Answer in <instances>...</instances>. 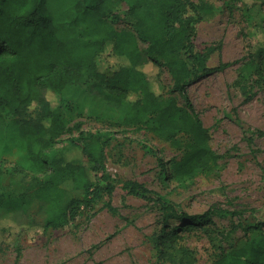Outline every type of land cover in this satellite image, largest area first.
<instances>
[{"label":"trees","instance_id":"1","mask_svg":"<svg viewBox=\"0 0 264 264\" xmlns=\"http://www.w3.org/2000/svg\"><path fill=\"white\" fill-rule=\"evenodd\" d=\"M121 4L127 6L131 30H119L109 21L116 19ZM213 11L192 0H0V162L5 155L19 154L32 172L44 175H33L24 188L0 190V212L48 234L76 221L83 208L104 196L111 201L115 187L106 149L115 131L91 133L67 126L62 97L71 87L87 86L119 115L122 132L146 130L172 142L189 136L185 154L172 169L160 159L168 178L178 184L216 164L220 156L187 91L198 79L234 64L210 68L207 62L216 49L196 50L195 25ZM258 56L260 62L249 61L244 71L264 80V49ZM147 65L168 72L173 92L185 106L159 91ZM132 95L138 99L130 100ZM34 104L36 115L29 117ZM75 130L78 135H71ZM123 189L140 198L155 194L165 225L169 220L191 227L213 223L207 213L190 216L141 183L127 181ZM258 228L256 237L223 252L215 264H264V228ZM179 230L163 229L157 241L172 244ZM15 250V264H20L21 246Z\"/></svg>","mask_w":264,"mask_h":264},{"label":"rangeland","instance_id":"2","mask_svg":"<svg viewBox=\"0 0 264 264\" xmlns=\"http://www.w3.org/2000/svg\"><path fill=\"white\" fill-rule=\"evenodd\" d=\"M192 1L214 9L195 25L197 52L216 49L207 62L210 68L220 62L234 63L187 88L219 160L194 179L178 184L168 178L160 159L172 169L173 162L185 154L189 136L179 135L172 142L146 130L128 128L122 132L119 115L108 110L87 86L71 87L62 97L67 126L77 125L91 133L115 131L106 149L115 187L111 201L104 196L91 208H83L76 221L48 234L1 211L0 264H15L16 244L22 250L20 264H215L223 252L256 237L258 227L264 228V80L257 73L246 75L244 71L249 61L260 62L259 51L264 49V2ZM114 15L116 19L110 17L109 21L117 29L131 30L126 4ZM146 69L151 71V79L157 78L164 96H176L185 106L183 97L173 92L165 69L148 65ZM129 99L135 101L138 96ZM36 112L34 104L27 115L35 117ZM69 136H64L58 147ZM35 174L44 177L32 172L19 154L5 155L0 162V190L24 188ZM127 181L143 184L190 216L207 213L213 223L191 227L169 220L165 225L155 194L148 198L128 195L123 189ZM176 227L180 230L174 243L164 246L157 241L163 229Z\"/></svg>","mask_w":264,"mask_h":264}]
</instances>
